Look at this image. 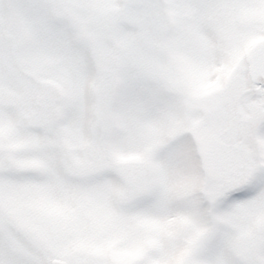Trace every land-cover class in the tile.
<instances>
[{"label": "snow or ice", "instance_id": "6c2138e0", "mask_svg": "<svg viewBox=\"0 0 264 264\" xmlns=\"http://www.w3.org/2000/svg\"><path fill=\"white\" fill-rule=\"evenodd\" d=\"M0 264H264V0H0Z\"/></svg>", "mask_w": 264, "mask_h": 264}]
</instances>
